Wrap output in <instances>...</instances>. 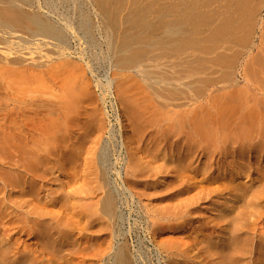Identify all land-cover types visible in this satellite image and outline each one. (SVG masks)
Instances as JSON below:
<instances>
[{
  "label": "bare ground",
  "instance_id": "1",
  "mask_svg": "<svg viewBox=\"0 0 264 264\" xmlns=\"http://www.w3.org/2000/svg\"><path fill=\"white\" fill-rule=\"evenodd\" d=\"M84 1L0 0V89L34 80L58 88L56 92L38 94L27 101L29 112L36 120L31 118L29 121L32 122H26L28 117L22 115L15 119L16 134L6 126V119L0 118V264H140L138 259L148 264L140 246L136 258L124 229L127 216L122 205L129 194L139 212L144 210L141 221L159 253L167 258L166 264H264V88L256 86V82H264V43L257 50L258 56L249 47L243 57L239 54L244 48L242 45L241 49L234 50L232 43L227 44L229 35L235 36V32H240L244 26L237 30L235 25L240 20L255 21L258 0H175V4L172 2L175 6L171 13L173 19L163 8L162 16L171 19L164 17V21L161 20L159 38V32L155 33L159 29L155 28L157 24L154 28L148 27L154 31L152 34L147 32L142 23L145 20H140L144 14L139 11L138 26L141 27L135 30L139 35L133 28L130 31L135 35L126 34L133 23L132 16L123 17L128 14L124 10V15L120 7L128 0H122L120 6L115 4L116 11V7H110V0H99L98 16L107 39V42L102 40L106 50L100 40L96 41L93 10L89 12ZM169 5L167 3L165 7ZM119 10L123 16L121 12L117 13ZM160 14L157 16L161 17ZM134 16L137 17V13ZM123 20H126L125 24L132 22L128 28L124 25L128 29L126 33L122 32L125 30ZM234 23L233 31H236L231 33L233 27L229 28V24ZM120 26L124 28L121 31ZM220 26L226 27L221 29L227 38L230 37L227 41L224 37L227 43L214 42L212 33L217 28L221 30ZM142 27L151 37L156 35V42L145 43L142 39L144 43H136L144 33L139 31ZM208 29L207 33L212 34L214 40L205 32ZM118 31L121 36L125 33L123 41L118 39L121 38ZM204 33L213 40L209 44L213 52L210 51L209 58L195 52L197 54L186 66L197 67L202 60L206 62V84L211 90L207 111L199 119H189L166 138L170 148L167 151L164 145L161 147L157 141H152L151 132H143L144 125L150 124L153 117L146 112L143 99L131 93V98L126 99V113L137 121L139 139H145L142 148L135 147L128 131L121 125L119 136L128 155L127 168L125 175L120 177L122 187L115 185L111 178L113 173L120 176V171L114 167L119 158L114 162L110 149L117 145L114 140L116 130L105 123L104 107L100 108L93 101L90 107L87 106L88 100L95 99L91 94L93 88L89 86L90 78L89 81L85 78V71L91 66L84 63L85 50L80 47L82 52H78L79 47L75 48L71 43V35L78 36L76 41L85 39L88 42L86 48L94 53L91 52L93 57H89L95 61L102 59L112 63V59H117L113 57L121 53V58L113 62L114 66L117 64L116 75H119L132 65L139 69L138 60L147 58L149 51L159 46L164 52L176 51L178 46L187 44L179 43L181 39L183 42L191 38L198 43L190 44L200 49L204 44L200 42L207 37ZM221 33H217L218 36ZM161 40L164 43L157 42ZM131 51L133 54L128 55ZM92 62L88 64L92 65ZM173 68L176 71V67ZM146 70L142 69L148 76L145 78L151 80L154 73ZM109 80L106 86L114 81ZM243 80L245 85L240 84ZM156 81L155 84L160 82ZM99 84L94 83L98 87ZM40 95L53 98L45 99ZM3 96L5 100L0 97L1 104H8L12 99L8 93ZM177 123L181 126L182 119ZM179 134L185 139L182 142L184 151L174 153V147L181 145L179 137L174 139ZM152 147L157 148V156L173 158L175 166H182L171 169L179 173L180 183L175 179L173 183L175 174L169 170L155 184V167L145 155L151 153ZM82 155L84 158L81 159ZM63 161L71 165L82 162L78 170L73 166L69 179L64 175L66 180L62 178V170H66ZM186 167L190 174L184 176L181 171ZM164 168L167 169L165 163L160 166V169ZM59 170L62 175H57ZM199 174L202 177L196 179ZM149 182L156 185L151 188L152 194L157 195L152 202L144 197ZM194 190L196 192L192 193ZM125 191L129 194L121 201ZM204 202L208 205L203 206ZM208 210L210 214L205 216ZM197 222L199 224L195 225ZM178 228L182 230L174 236L172 231Z\"/></svg>",
  "mask_w": 264,
  "mask_h": 264
},
{
  "label": "rangeland",
  "instance_id": "2",
  "mask_svg": "<svg viewBox=\"0 0 264 264\" xmlns=\"http://www.w3.org/2000/svg\"><path fill=\"white\" fill-rule=\"evenodd\" d=\"M91 1L95 2V3L97 2V4L91 3ZM98 1L99 0H94V1L93 0H85L84 5H85V8H88L87 10L89 12H92V10H93V13L91 15L94 16L92 18L94 19L95 25L97 26V28L95 29V30H97V31H95L96 41L100 40L99 43H102L103 46H105V48L103 47V49L106 50L107 46L105 45L106 43H104V42L105 41L107 42V39L104 38L105 36L102 33L103 32L102 30H104V29H102L103 24H101V18H99L100 15L98 16V14H100V10L98 11L99 8H97V7H100V5H99L100 3L98 4ZM100 1L109 2L108 0H100ZM112 1L110 0V2H109L110 3L109 5H111L110 7L113 6L112 8H115L118 3H119L118 6H120V4H122V2H126L124 0L123 1L122 0H120V1L112 0ZM128 1L129 2H126V3H127V5L129 4L128 5L129 8L132 7V5H134V3H135V5H136V6L134 5L135 9L133 7H132V9H134L136 12L134 10H132L131 8L128 9L126 3H125V5H123L124 4L123 3L122 4L123 7H120V8H123L121 10L122 11L125 10L128 15L123 16L124 13L121 12L120 10L117 12V13L121 12L120 14L123 17H128V16L131 17L132 16L131 20L134 23V25L132 22H130V23H132L131 24L132 27L130 26L131 28L128 26V25H130V23L125 24L127 22L124 23V21H126V20H123V27H125L124 25H127L126 27L127 28L129 27L128 28L129 33H126L128 31V29L126 27H125V30L127 29L126 31L123 30L124 29L123 27H121V26L119 27V30L120 31L123 30L122 32H125L126 34H131V36L135 35L130 30H132V28H133V30L135 32V30H138V28L141 27V25L138 26V23H139L138 22V19H139L138 15H139V13L144 14L142 16V18L143 17L144 18L143 19L140 18V20L141 21L145 20V22H142V23L145 24V26L143 24L144 28L147 27L146 28L147 32L151 26H152V28H154L153 27L154 24H157V25L159 24L158 26L157 25L155 26V28L159 27V29L155 33L159 32L160 27L162 25L161 20L164 21V19L166 17L167 18L169 17V16H166V17L164 16L165 17L164 18L162 16L164 11H166V13H170V16H172V19H173V15L171 13H174V11H175V9H174L175 6L173 7V5L175 4V0H169L170 2L167 0L166 1L165 0H135V1L134 0L133 1L128 0ZM130 2H131V4H130ZM112 3H114V4H112ZM167 3H168V5H169V3H171V5H169V7H165L167 5ZM257 3H258V5L256 6V15H255L256 17H255L254 22H250V19H248L245 16V17H243L244 20H245V18H247L249 21L247 19H246V21H243V19H242V20H240V22H238L240 19V17H239L237 19L238 24L235 25L236 22L234 24H232V26L229 24V26H230V27L228 26L229 28L233 27L231 29V33L232 32L234 33L236 31V29L233 31V29L236 26H238V27H236L238 30L239 28L242 27V25H244L241 28V31L239 30L240 32H235L236 33L235 36H234V34H233V36H231L232 34L229 35L232 39L230 37H229L230 39L227 38L228 36L226 37V35L224 34L223 29L226 28V27L223 28L224 26L219 27V29L223 28L221 30H218V28H217V30H214V31L212 30L213 33H212V31L210 33H212L214 36L212 34L207 33V31L209 32L210 29L206 30L205 32L208 35H210V38H212L213 40H214L213 37H215L214 42L216 40H217L216 42L219 41L220 43H227L228 42L227 43L228 45H229V43H232L230 45L234 46L233 47L234 50H236L237 48H238L237 50H239L243 46L244 47L243 49L245 50V52H243V49H241L242 52H239V54L241 53L242 57L246 55V52H247L246 50L249 49V47L253 50V53L256 55L258 52L257 50H259L258 49L259 46L262 43H264V0H258ZM115 4H116V6H115ZM140 8L141 9L143 8V9L141 10ZM163 8H165L164 11H163ZM166 8L170 9V11H173V12H170L168 9L166 10ZM116 9H117V7L115 8V11H116ZM126 9H128V11ZM96 11L98 13H96ZM138 11H139V13H138ZM126 12L124 15H126ZM131 13H134V15H136V13H137V17H135ZM159 13H161L160 14L161 17L157 16ZM120 14H119V17H120ZM145 15H147V17ZM134 18H137V19H134ZM145 18H148L151 21H149V20L147 21ZM158 18H160V19L158 20ZM95 19H97V20L95 21ZM168 19H171V17ZM152 20L156 21V22L159 21V22L156 23V22H153ZM135 21H137L136 22L137 24L135 23ZM147 22H149L150 25ZM151 22H153V23H151ZM241 22H243V23H241ZM142 23H140V24H142ZM146 24L149 26H146ZM135 25L137 26V29L134 28ZM234 25H235V27H234ZM121 28H123V29H121ZM144 28L142 27L139 31H141V30L143 31ZM146 29H145V31H143L144 33H142V31L140 32V33H142L140 35L141 37H139L140 39H138L136 43L142 42L143 41L142 39L145 40L144 41L145 43H152V42L154 43V41L156 42V39H157L156 35H155V37L154 36L151 37V34L154 31L152 32L151 31L152 29H151V30H149V31H151L150 32L151 34H148L146 32ZM99 30L101 32H99ZM220 31L223 32L224 36L222 35V33ZM214 32L216 34H214ZM125 33H123V36L125 35ZM137 33H136V35H139V32H137ZM206 33H204V34L207 36L206 37L207 39L205 38V41L206 40L207 41L205 42L204 40H202L203 42L202 41L200 42V43H204L201 45L200 49H196L193 47L192 44H190V43H198V42L192 40L191 38H187L183 42H181V41L184 39H181L179 41V43H187V44H183L182 46H178L176 51H175V49H171L170 51L164 52V50L159 46L160 48L157 47V48L151 49L148 53L149 56L147 55V58H141L140 60H138V63L141 64L139 67V69L141 71H142V69L143 70L149 69L152 75L154 73V76H152V79L151 80L149 79L150 81L145 78L147 75H144L143 71L140 73L137 72V71H139V69H137L138 67L135 68V65H132L129 68H127L126 70H123L124 73L122 71H120L121 74L119 73V75H116V71L118 70V68H115V66L117 67V64L114 66L115 63L113 64V62L115 60H118L121 58V53L120 54L116 53L117 55L114 56L113 58L117 57V59H112V60H114V61H112V63H110L106 60L103 61L102 59L95 61V60H93V58L89 57L91 55L93 57L94 53L91 50L90 51L88 50L89 47L86 48L87 45H85V43H88V42L85 39H80V40H78L79 41L78 42V41H76L77 39H79L78 36L75 37V38H77V39H75L74 36H76V35H71L72 36L71 43H73V45L75 44L74 45V47L76 46L75 48L79 47L77 49L78 52L79 51L82 52V49L87 52L86 53L84 51V55H83L84 63L85 64L87 63L86 65L88 67L91 66L90 68L86 69L85 72L87 74H86L85 78L87 77L86 80H88V81L90 78V81L92 80L91 82H93L90 84V81H89V86H90V88L91 87L93 88V89L91 88L92 89L91 94L92 93L94 94V95L92 94V96H93V98L95 96L94 100L96 101V103L94 100H91V101L88 100L87 101L88 104L87 103H85V104H87V106L89 105V107H90V104H92L94 102V104H99L100 108L104 107V109L106 111V115H105L106 117L105 118L107 119L105 123L108 125V127L113 128L114 131L116 130L115 132H116L117 137L114 138V140H115V143H117V145L116 146L112 145L113 147H111V149H110L112 151V153H111L112 160L115 162L116 159L119 158V161L117 160L118 162H116L117 164L115 163L116 166L114 165V167L120 171V176L118 177V176H116L117 174L115 175V173H113L115 176L113 175L112 176L113 178H111V179H114L112 181L115 182V185L117 184V186L122 187V180H121L122 178L120 179V177H123L125 175V173H124V172H126L125 168H127L125 164H126L128 155L126 153L125 147L123 145H121V139L119 136L121 131H122V126L125 130L128 131V135L131 139V142L135 147H137V148L141 147L142 148L143 140L145 139V137L142 140L139 139V134L137 133V130H136L138 128L137 121L133 120L126 113V111H128V107L126 105V99L131 98V96H130L131 93H133L132 96H137V97L143 99V105L144 104L146 105V112L148 113V115L151 114L153 117L150 124L144 125L146 127L144 128L145 131H143V132H145V133L151 132L152 133L151 134L152 141L153 142L157 141L161 145V147L164 145L165 149L167 151L170 150V148H168V146H167L169 143L166 144V138L170 137L174 132H177L178 128L179 129L182 128L185 123L189 122V119L192 118V120H193L195 117L199 119L202 116V114L207 111L209 104H210L211 90H210V87L206 84V77L208 76V74L206 75V73H208L206 71V62H205V60H202V62L197 67H193L191 64H190V68H187V66H186L188 60L190 61V59L194 58V54H197L195 52H200L202 57H206V58H207V56H208V58L210 57L209 56V55H211L210 51H212V50L210 49L209 46H211V45H209V44L213 43V40L210 39ZM217 33H219V34L221 33V35L218 36L219 34H217ZM98 35H101L102 37H100ZM121 35H122V33H120V35L118 36L121 38H118V39L119 40L121 39L123 41V36H121ZM159 35H161L160 32L157 35L158 38H159ZM98 37H100V38H98ZM216 37H218L220 40L218 38L216 39ZM224 37L226 38V41H227V39H229L231 42H229V40L226 42ZM103 38L105 39V41H102V40H104ZM146 40H149V41H146ZM158 40H160V39H158ZM211 40H212V42H211ZM138 41H140V42H138ZM119 42H117V43H119ZM144 42H142V43H144ZM157 42L158 43H164L162 40H161V42L160 41H157ZM77 43H82L83 45L81 44V46L80 45L77 46L76 45ZM176 43H178V42H176ZM239 45H240V47H239ZM207 50L210 53V54L208 53V55H207ZM88 53H91V54H88ZM130 54H133V51H131L128 55H130ZM152 54H154V55L157 54V55L153 56ZM87 56H88V58H87ZM125 56H127V55L125 54ZM257 56H258V54H257ZM86 59H87V61H86ZM100 60H102V61H100ZM91 62H92V65H90ZM97 62H98V64H97ZM88 63H90V64H88ZM108 64L109 65L112 64L113 66L112 65L109 66ZM155 64L157 67H158V65L160 67L162 66L161 68H163V69H161L160 67H158V69H156L157 67H155ZM173 65L176 67V71H173V69H174ZM202 67H204L205 70H203ZM153 68H155L154 69L155 72L154 71L152 72ZM159 69H161L163 71H160ZM94 70L96 71V73ZM170 70H172V71H170ZM146 71L148 72V70H146ZM156 71H157V73H156ZM158 71H160L159 72L160 76L158 74ZM168 71H170L171 73H169ZM164 72H166V74L167 73L169 74V75L168 74L164 75L165 78H167L166 80L168 83L167 82L165 83V78L163 75H161V74H164ZM172 72H176V73H172ZM54 73L56 74V72H54ZM123 74L126 78H124V76H122ZM140 74H142V77H144V78H140L141 77ZM173 74H176V76ZM91 75H93V76H91ZM157 75L159 78L161 77L160 78L161 80L158 77H155ZM113 76H114V79H113ZM171 76H173V77L171 78ZM209 76H211V75H209ZM92 77H93V79H92ZM128 77L130 78V80L128 79ZM106 78L108 81H106ZM108 78L109 79L111 78V82L113 80L114 81L110 85L107 84V86H110V87L106 88L107 87L106 83L107 82L110 83V80ZM118 78H121V80L124 79L125 82H124V80L123 81L118 80ZM154 78H158V79H156L157 81ZM127 79L129 80L128 82L131 85L127 84L128 83L126 81ZM144 80H147V81L145 82ZM158 80L160 82H158ZM155 81L158 83L155 84ZM41 82H43V81H40V82L35 81V80L31 81V82L27 81V82H23L22 84H19L17 86L14 85V87H11V88L5 87L3 89L2 88L0 89L1 100H3V98L5 97L3 95L4 94L6 95V93H8L12 96V99H10L7 102L8 104H5V103L1 104V102H0V118L4 117L6 119L5 120L6 126L11 130L12 129L15 130V134L18 132V130L16 129V125H15V119H17V120L20 119L21 115H22V116L28 117L26 122H32V121H29V119L31 120V118L36 120L35 116L34 115L32 116L31 112H29L30 107L27 105V101H29L30 98H34L38 94H45L48 91H50L49 92V94H50L51 92L52 93L56 92V89L58 90V88L55 89L54 87H52V85H50L51 83H49V87H48L46 85V84H48L47 82H45V84H44V82H43V84H41ZM121 82H124L125 84H123ZM94 83L95 84L100 83L99 87H98V85H94ZM160 83H161V86H160ZM240 84L245 85V81L244 80L241 81ZM91 85H93V86H91ZM127 85L128 86L130 85L129 88L127 87ZM50 86L52 87L53 91L50 90V88H51ZM124 86H126V87H124ZM256 86L260 87V88H264V82H262L260 80V81L256 82ZM126 88H128V90ZM117 91H118V93H117ZM134 94H136V95H134ZM40 96L43 97V95H40ZM47 96H46L47 98L46 97H43V98H45V99H52L53 98V96H51V98L49 95H47ZM37 97H39V96H37ZM4 100H5V98H4ZM180 119H182V122H183V124H181V126H180V124L177 123V121ZM188 125L189 124H187V126ZM178 137L181 140V145H180V147H174V149H173L174 153H176V152L182 153L184 151L182 142L183 141L185 142V139L183 138L182 134L174 136V139L178 138ZM13 142L17 143L18 139L14 140ZM150 152L151 153L146 152L145 155L147 156V158H149L151 160L152 166L155 167L153 169V171H156L155 173H157L154 175V178H157V181L155 182V184L159 183L162 176H164L167 173V171H169L173 168H175V169L182 168V166H178V167L175 166L173 158L168 159L167 156L162 157L163 155L157 156L156 155L157 148L152 147V151H150ZM82 157H83V155L81 156V159H82ZM205 160H206V157L203 158L202 162H204ZM63 163H64L63 169L65 170V167H66V170L67 171L70 170V171L65 172L66 170L65 171L62 170V174H63L62 175L61 171L59 170L57 175L61 174L62 178L65 179L67 177V179H69L68 177L70 176V172L73 171L72 170L73 166L75 165L74 170H78V168L80 167L82 162H78L77 164L74 163L72 165L69 164L67 161L66 162L63 161ZM164 163H165L167 169L164 168L162 170V169H160V166ZM195 164H197V162ZM55 170H56V168L54 169V171ZM188 170L189 169L186 167V169L182 170L181 172L184 174V176H186L187 174H190V170L189 171ZM74 172H76V171H74ZM171 172H173V170H171ZM67 174H69V175H67ZM72 174H73V172L71 173V176H72ZM174 174L175 175H174V178L172 180L173 183H174V179L176 180L177 183H180L181 182L180 177L177 176V174H179V173H177V174L174 173ZM64 175H66V177H64ZM201 177H202V175L199 174L196 177V179H200ZM155 184L149 182V186L146 187V191H145L146 193H145L144 197L147 199L148 202L154 201V198L157 196V195L152 194V189H151L153 187L154 188L156 187ZM125 192L126 193L122 194V196H121L122 197L121 201L123 200V197H124V199H126L125 196L129 194V192H127V191H125ZM194 192H196V190L192 191V193H194ZM26 197H28V196H26ZM133 197L137 201V197L136 196H133ZM127 198L130 200V198H131L130 194H129V196H127ZM128 199H127V201L125 200L126 203H124L122 205L124 215H125V217L127 216L126 221H125V225H124V229L127 231V233H126L127 240L131 243V247H132V250H133L136 258L139 257V255L137 254V250L139 249V246H140V249L143 252V256H145L144 259H146V261H147L146 263H148V264H166L167 258L165 257L164 254L159 253L158 249L156 248V246L151 241L149 233L145 230L144 221H141L142 219L144 220V216H145L144 210L142 213H140L138 206H137V203L135 204L132 201V199L130 201H128ZM202 205L207 206L208 203L204 202ZM204 214H205V216H208L210 214V210H208ZM141 217H143V218H141ZM201 223H202V221H201ZM196 224H199V223L197 222V223H195V225ZM182 225H185V223L183 222ZM189 225H191V224H189ZM129 228H130V230L128 231ZM181 230L182 229H180V228L175 229L174 231H172V232H174L172 234H175L174 236H178L179 231H181ZM165 235H168V234H165ZM171 236H173V235H171ZM121 239H123V238H121ZM32 241H33V239H32ZM138 261L140 262V264H145L144 261H142V263H141V259L140 260L138 259Z\"/></svg>",
  "mask_w": 264,
  "mask_h": 264
}]
</instances>
